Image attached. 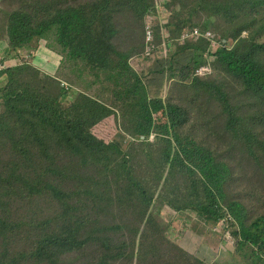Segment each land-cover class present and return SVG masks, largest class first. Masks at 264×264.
<instances>
[{
  "label": "trees",
  "instance_id": "16d2710c",
  "mask_svg": "<svg viewBox=\"0 0 264 264\" xmlns=\"http://www.w3.org/2000/svg\"><path fill=\"white\" fill-rule=\"evenodd\" d=\"M23 2L4 16L6 40L0 41L8 42L7 54L22 58L35 41H44L60 62L52 71L26 58L0 68L5 79L0 83V264L130 261L140 248L139 236L149 242L156 232V243L173 244L164 224L172 229L174 223L166 216L181 213L193 214L209 230L228 231L237 264H264V43L258 41L264 33V17L258 19L264 0ZM126 12L141 21L156 19L152 41L142 30L139 46L119 45L116 18ZM201 15L205 19L197 20ZM198 26L237 41L232 50H219L210 65L250 96L253 114L237 115L223 82L196 75L208 63V41L188 40L176 45L172 57H162L168 56L165 41ZM149 47H154L150 56ZM143 64L148 66L139 72ZM66 79L71 90L62 85ZM169 83L189 88L194 98L206 94L220 102L223 130L248 151L255 175L248 177L246 165L223 159L189 123V107L173 92L166 95ZM64 98L71 103L63 104ZM213 120L207 121L208 136L219 132L210 131ZM119 132L157 137L135 139L124 150L114 140ZM63 157L69 163L61 165ZM237 176L253 204L229 197ZM21 199L48 200L57 211L39 224L14 223L10 202ZM100 215H124L134 222L111 227L100 223ZM25 228L33 230V241L14 247ZM124 229L131 242L115 243L110 233ZM92 246L96 257L89 261ZM157 249L153 244L137 253L143 259L157 255ZM176 252L189 257L180 264H204L185 250Z\"/></svg>",
  "mask_w": 264,
  "mask_h": 264
},
{
  "label": "rangeland",
  "instance_id": "374dc122",
  "mask_svg": "<svg viewBox=\"0 0 264 264\" xmlns=\"http://www.w3.org/2000/svg\"><path fill=\"white\" fill-rule=\"evenodd\" d=\"M73 5H79L86 2H92L94 0H69ZM159 4H161L162 0H157ZM25 3L23 0H0V40H6L4 37L3 27L6 24V20L4 16L8 12H12L15 8H19L20 6H24ZM167 9L165 7L162 8V12H166ZM264 14L262 11L258 13V19H262ZM147 19L145 21H141L136 18L132 12L121 13L117 16L116 22L118 28L122 31V33L117 37V42L120 46L126 45H137L139 46L143 43L144 39L143 35H141V31H146V41H147V26L149 23L153 24L154 29H156V19L152 18ZM205 18L201 15L197 20H204ZM218 23H221L216 21ZM222 24V23H221ZM199 27V26H198ZM204 30L203 28L199 27ZM213 30V29H211ZM216 33V32H215ZM213 32V34H215ZM218 35L217 33L215 36ZM175 39V38H174ZM172 40V39H171ZM171 40H167L162 45V48L166 47V52L168 56L162 57H172L176 54V45L175 47H170ZM259 42L264 43V33L262 37L258 40ZM181 46V45H179ZM178 46V47H179ZM41 49V53H37ZM164 50V49H163ZM9 52V44L6 41H0V68H5L8 66L19 65L24 59L26 60H34L33 63H36L38 66H41L39 61L43 60L44 69L48 71H52L56 68V66L60 62L59 53L49 49L44 41L34 42L30 48H27L23 51L22 58H18L13 56L12 54H7ZM4 56V57H3ZM148 65H139V72H143ZM149 65V69H151ZM207 80L213 81H221L225 85V92L229 96V102L232 106H237L239 110L237 111V115L242 117L246 115H251L254 113L255 109L252 104V100L250 96L245 93L239 86L228 76L221 74L218 71H214L211 69V73L206 76ZM5 79H0V83ZM63 84H66L69 89L73 88L72 83L69 80H63ZM66 88V87H64ZM67 90V89H66ZM85 92V91H83ZM171 92L178 97V102L182 105L189 107L192 112L190 115L189 123L195 127V129L204 137L208 138L211 142L213 148L217 149L221 153V157L227 161L233 160L235 162V166L238 167L240 165H246L244 171L248 177L255 175V168L252 163L251 166L248 165L250 161L249 153L246 149H240V144L233 140L230 133L223 130V124L226 120V115L222 112V106L219 101L215 99L208 98L206 94H201L198 98H194L189 88H184L177 83H169L168 90L166 95H169ZM71 98H64L63 104L69 105L71 103ZM214 119L213 124L214 127L210 129L211 132L218 133L213 134V136H208L207 134V121ZM123 132H119L115 136V140L123 143V149L126 150L128 143V136H124ZM157 137V136H156ZM153 141H156V138ZM69 163V159L63 157L60 161V164ZM87 173L92 174V171ZM259 179L263 181V177L259 174ZM234 184L230 186L228 193L229 197L232 199H239L243 202H250L253 204L247 197V191L244 184V181L237 176V179L233 182ZM11 201V200H10ZM10 206H12V222L28 224L32 220L36 221V224L42 223L41 221H46L50 217H52L57 209L56 207L48 200H34V201H25L23 199L17 200L13 203L10 202ZM76 202L73 204L76 206ZM89 213L91 216H95V210L90 208ZM254 214V212H252ZM166 220L171 223H174L172 229L169 228L167 224H164V221L161 223L164 224L165 227L169 229V232L172 233V243L168 244L165 241L160 243L162 240L156 241L153 237H158V233H153L152 238L149 242L143 240L141 236L138 238V242H140V248L138 247L135 250L136 258L130 261H119L116 264H164L166 262L172 261L177 264H180L185 259L189 257L183 258L179 253L176 252V248L179 250H185L189 256H194L195 258H200L204 264H237V258L235 251V241L233 240L230 233L228 231L223 230L222 228H218L217 230H209V228L203 225V221L198 220L193 214H179L176 216H166ZM228 221H232L228 219ZM133 220L124 216L117 215L115 217L111 215H100V223L102 225L107 226H117V225H132ZM30 226V225H27ZM222 226V225H221ZM33 231L31 228H25L24 230L19 232V237L15 243L14 247L17 248H26L27 245L33 241L30 232ZM225 234V235H224ZM112 240L115 243H120L122 241L131 242L132 236L124 229L120 232L110 233ZM156 244L157 255L151 254L146 258L140 259V254H138V249L142 250V247H147L149 245ZM142 245V247H141ZM217 249V250H213ZM88 259L92 261L96 257L95 247L92 246L88 249ZM88 261V262H89ZM186 261V260H185ZM187 262V261H186ZM242 263V262H240ZM238 263V264H240Z\"/></svg>",
  "mask_w": 264,
  "mask_h": 264
},
{
  "label": "built area",
  "instance_id": "2783aa9c",
  "mask_svg": "<svg viewBox=\"0 0 264 264\" xmlns=\"http://www.w3.org/2000/svg\"><path fill=\"white\" fill-rule=\"evenodd\" d=\"M147 36H148V42L152 41L154 38V31H153V26L149 25L147 28ZM199 38H205L211 41L212 43V48L214 49V51H216L218 48L222 47V46H227L229 48L232 47L233 42H227L226 40H222V41H218L215 38V35L211 32H205L203 33L201 30H199L198 28H194L190 31L185 32L184 34H182L181 38L179 39V42H184L185 40L188 39H199ZM170 47L172 46V43L170 42ZM154 51V47H149L147 49V55L150 56ZM2 68V67H1ZM210 73V69L207 67L201 68L198 72V74L200 76H204L206 74ZM141 139L144 140L146 139V136H141ZM151 140L155 139V134H152L150 137Z\"/></svg>",
  "mask_w": 264,
  "mask_h": 264
},
{
  "label": "clouds",
  "instance_id": "9594fccd",
  "mask_svg": "<svg viewBox=\"0 0 264 264\" xmlns=\"http://www.w3.org/2000/svg\"><path fill=\"white\" fill-rule=\"evenodd\" d=\"M149 25H152V26H153L152 23H149ZM149 25H148V26H149ZM148 26H147V28H148ZM195 28H198V29L201 30L203 33H205V32H211V33H213L212 31H204V30L200 29L199 27H195ZM153 29H154V27H153ZM192 29H194V28H192ZM192 29H190V30H192ZM190 30H188V31H190ZM186 32H187V31H186ZM184 33H185V32H184ZM184 33H183V34H184ZM214 35H215V34H214ZM245 35H246V33H244V36H245ZM181 36H182V35H181ZM181 36H180L179 38H176L175 40H171V43H172L171 48L173 47V44H174V43L182 44V43H184V42H186V41H188V40H192L193 42L200 41V40H206V41H208L209 44H210V47H209V49H208V52H207L206 55H205V58L207 59L208 63H207L206 65L200 67V68L198 69L197 73H196V75H197L198 77H201V78H205L206 76H208V75L211 73V69H212V68H211V65H210V61L213 59V56H214L219 50H221V49L232 50V49L234 48V46L236 45V43H237V41L234 40V39H230V40H227V39H221V38H219V37L216 35V36H215L216 40H218V41L226 40V41L229 42V43H230V42H233V45H232L231 48H229V47H227V46H222V47L218 48L216 51H214V49L212 48V43H211V41L208 40V39H205V38H199V39H188V40H185L184 42H179V39L181 38ZM147 42H148V36H147ZM0 66H1V65H0ZM204 67L209 68V69H210V73H209V74H206V75H204V76H200V75L198 74V72H199V70H200L201 68H204ZM62 85H63V87H66L65 89H67V90L69 89V87H68L66 84H63V82H62ZM152 134H155V138H156V133L153 132V133H151V135H152ZM151 135H150V136H147V135H136V137H132V136L127 135L128 138H129V140H128L129 145L127 146V148L130 146V144L132 143L133 140H135V139L142 140V139H141V136H146V139H144V140H147V139L151 140V139H150ZM124 136L126 137V134H125ZM114 140H115V138H114ZM144 140H142V141H144ZM153 140H154V139H153ZM115 141H116V142L118 143V145L123 149V143H121V142L118 141V140H115ZM151 141H152V140H151ZM127 148H126V149H127ZM228 219H230V217H228Z\"/></svg>",
  "mask_w": 264,
  "mask_h": 264
},
{
  "label": "crops",
  "instance_id": "0c3cea01",
  "mask_svg": "<svg viewBox=\"0 0 264 264\" xmlns=\"http://www.w3.org/2000/svg\"><path fill=\"white\" fill-rule=\"evenodd\" d=\"M36 52L40 54V53H41V49H40L39 51H36ZM3 57H4V56H3ZM23 57H25V56H23ZM33 62H34V60H33ZM44 62H45V61H43V60H40V61H39L40 65H41L40 67H43V68H44V65H45ZM34 64H36V63H34ZM16 66H17V65H16Z\"/></svg>",
  "mask_w": 264,
  "mask_h": 264
}]
</instances>
